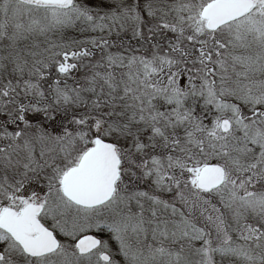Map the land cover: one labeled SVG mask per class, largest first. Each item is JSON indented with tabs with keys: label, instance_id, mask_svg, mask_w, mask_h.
Instances as JSON below:
<instances>
[{
	"label": "snow or ice",
	"instance_id": "obj_1",
	"mask_svg": "<svg viewBox=\"0 0 264 264\" xmlns=\"http://www.w3.org/2000/svg\"><path fill=\"white\" fill-rule=\"evenodd\" d=\"M0 264H264V0H0Z\"/></svg>",
	"mask_w": 264,
	"mask_h": 264
}]
</instances>
